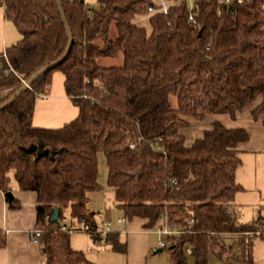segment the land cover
<instances>
[{
	"label": "trees",
	"instance_id": "obj_1",
	"mask_svg": "<svg viewBox=\"0 0 264 264\" xmlns=\"http://www.w3.org/2000/svg\"><path fill=\"white\" fill-rule=\"evenodd\" d=\"M60 1L72 32L67 56L0 109V191L10 190L12 173L19 189L35 192L43 264H93L60 228L65 210L83 221L93 243L109 240L123 251L116 234L98 231L96 213L86 205L88 194L101 189L99 152L123 215L145 219L147 227L165 216L180 230L162 248L169 264L190 258L207 264L211 255L253 264L264 221L242 222L233 203L246 129L214 120L190 144L182 129L185 117L235 118L250 104L252 118L264 127L263 0H167V13L148 14L149 29L133 19L153 0ZM0 6L19 33L0 52L2 103L57 60L68 37L56 0H0ZM101 58L120 61L102 65ZM56 70L77 115L59 127L35 126V99L49 92ZM5 243L0 229V247Z\"/></svg>",
	"mask_w": 264,
	"mask_h": 264
},
{
	"label": "crops",
	"instance_id": "obj_2",
	"mask_svg": "<svg viewBox=\"0 0 264 264\" xmlns=\"http://www.w3.org/2000/svg\"><path fill=\"white\" fill-rule=\"evenodd\" d=\"M19 39L13 23L4 17V8L0 6V52L7 45ZM254 104L245 106L231 118L225 113H208L201 119L185 117L190 130L182 133L186 144L202 135L203 130L217 120L227 127H243L249 138L239 143L240 164L235 170V181L241 188L235 192L233 203L238 210L239 219L249 222L260 216L264 221V127L260 118L253 119L250 113ZM77 107L72 104L63 89V75L53 71L49 92L35 99L32 122L40 127H59L77 115ZM101 189L88 194L87 207L95 211L100 227L102 220L111 222V231L116 234L123 251L115 250L109 240L93 243L88 234L78 228L76 219L63 223L69 231V242L73 249L82 250L93 264H169L167 254L158 251V236L151 227L145 226V219L127 218L107 198L108 185L98 179ZM8 193L9 195H6ZM13 198V202L9 200ZM9 199V200H8ZM11 204L16 206H11ZM35 192L21 190L10 181L8 192L0 191V229L5 233L6 243L0 247V264H43L42 248L38 238L30 235L35 224ZM119 217H126L119 222ZM62 223V222H61ZM106 236V235H103ZM253 264H264V238H256L252 246ZM240 264L231 262V264Z\"/></svg>",
	"mask_w": 264,
	"mask_h": 264
},
{
	"label": "built area",
	"instance_id": "obj_3",
	"mask_svg": "<svg viewBox=\"0 0 264 264\" xmlns=\"http://www.w3.org/2000/svg\"><path fill=\"white\" fill-rule=\"evenodd\" d=\"M195 0H188V2L191 4V2H193ZM222 3H224L225 5H228L232 0H220ZM237 3H243L245 0H235ZM261 7H264V0L262 2ZM168 1L167 0H153V3L150 4L147 7V12L144 14H140V16H144L146 19V24L148 23V14L151 13H167L168 12ZM188 19L193 20L192 15L188 16ZM143 24V25H146ZM126 217H119L117 220L119 222H123L125 221ZM192 220H188L187 223L190 224ZM78 223V228L80 230L83 229L84 224L83 221H77ZM60 228L64 229V230H68L71 231L70 228H67L65 224L60 223ZM154 230L158 236L157 239V245L160 248H163L165 245V239L167 236L173 235V234H178L179 233V229L176 226L173 225H169L166 222V218L165 216H160L156 222L154 223ZM98 231H100L103 235H106L107 233H109L111 231V222L109 220H102L100 223V227H98ZM262 232H264V222L262 224ZM30 235L38 238L40 236V230L39 229H34L32 232H30ZM191 250L189 247L186 248V253H190Z\"/></svg>",
	"mask_w": 264,
	"mask_h": 264
},
{
	"label": "rangeland",
	"instance_id": "obj_4",
	"mask_svg": "<svg viewBox=\"0 0 264 264\" xmlns=\"http://www.w3.org/2000/svg\"><path fill=\"white\" fill-rule=\"evenodd\" d=\"M86 3H88L89 5H92L94 3V0H85ZM133 22H139L141 24H146V19L144 16H140V15H137L135 16V18L133 19ZM147 27V29H149V24H146L145 25ZM119 59L115 60V59H110V58H101L98 60V62L102 65H110V64H117L119 63ZM171 102L173 104H175V97L174 96H171ZM191 128V126H190ZM189 128V125L184 129L185 132H188L190 130ZM106 172H107V166H106V163H105V158H104V155L99 152L98 153V179H101L103 182H104V179H105V182H106ZM11 181L12 182H15L14 178L12 177V173H11ZM16 183V182H15ZM109 191L108 195H107V198L110 200V201H113V188L112 187H108L107 189ZM70 219V217L67 215V211L65 210L64 211V217L62 218L61 222L62 223H67V220ZM156 246L158 247L157 245V242H156ZM164 255H166V251L164 250L163 251ZM235 253V252H233ZM236 258V257H234ZM235 261V260H233ZM237 262V261H236ZM188 264H195L193 259L190 258L189 261H188ZM207 264H231L230 260H224V261H220L218 259V257H216L215 255H211L209 258H208V261H207ZM234 264H237V263H234Z\"/></svg>",
	"mask_w": 264,
	"mask_h": 264
},
{
	"label": "water",
	"instance_id": "obj_5",
	"mask_svg": "<svg viewBox=\"0 0 264 264\" xmlns=\"http://www.w3.org/2000/svg\"><path fill=\"white\" fill-rule=\"evenodd\" d=\"M57 6H58V10L61 14V19L65 25L66 28V33H67V37H68V42H67V46L63 52V54L55 61L47 64L46 66L42 67L41 69H39L38 71H36L34 74H32L27 80H24L22 85L15 90L4 102L0 103V109L9 105L10 103H12L15 98L22 92L24 91L27 87H29L31 85V83L39 76L43 75L48 69L56 66L57 64L61 63L64 58L67 56L69 48L71 46L72 43V32L70 29V26L65 18L64 12H63V8H62V4L60 0H56ZM6 195H9L8 193H6ZM52 221H56L58 219V208L54 207L52 208ZM162 248H159L158 251H161Z\"/></svg>",
	"mask_w": 264,
	"mask_h": 264
}]
</instances>
